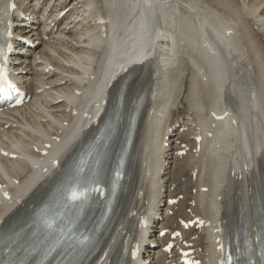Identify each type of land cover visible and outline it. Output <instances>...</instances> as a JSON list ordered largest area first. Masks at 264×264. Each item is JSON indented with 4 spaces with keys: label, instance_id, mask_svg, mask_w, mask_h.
<instances>
[{
    "label": "bare ground",
    "instance_id": "6f19581e",
    "mask_svg": "<svg viewBox=\"0 0 264 264\" xmlns=\"http://www.w3.org/2000/svg\"><path fill=\"white\" fill-rule=\"evenodd\" d=\"M52 1L34 0V10L43 8L34 17V10L28 12L17 0H0V59L26 92L21 107L0 111L3 238L35 217L132 73L105 160L107 173L115 168L141 95L144 110L129 157L130 183L99 264H116L130 237L124 264H223V238L237 256L245 228L255 264H262L256 220L259 213L264 218V0ZM155 3L164 12L157 16L149 50L120 59L126 43L140 33L134 27L144 9ZM45 37L48 44L39 47L42 42L36 40ZM24 38L37 45L31 50ZM215 58L221 60V81L215 79ZM182 119L183 137L193 140L190 157L176 171L173 165L182 159L172 165L168 158L169 151L178 157L182 148L171 147ZM232 126L243 128L238 143ZM176 174L186 184L190 180V198L200 209L194 239L184 225L171 240L165 224L158 231L165 235L155 234L159 216L171 219L175 209L172 196L165 197ZM166 240H176L175 248L166 249ZM143 251L151 253L144 263Z\"/></svg>",
    "mask_w": 264,
    "mask_h": 264
},
{
    "label": "rangeland",
    "instance_id": "374dc122",
    "mask_svg": "<svg viewBox=\"0 0 264 264\" xmlns=\"http://www.w3.org/2000/svg\"><path fill=\"white\" fill-rule=\"evenodd\" d=\"M54 1V0H53ZM53 1H52V3H53ZM17 5L19 4V5H23V7H24V9H26V8H30L29 10L30 11H28V12H32V10H34L33 9V6H32V4L34 3V0H17ZM39 9V10H38ZM38 9H36V10H34L33 12H34V14L32 13V15H34V17H39L40 16V14H42L41 12L43 11L42 9V7L41 8H38ZM55 9V8H54ZM37 13V14H36ZM48 15V16H47ZM45 17H44V22L46 21V22H48V17H49V15L50 14H47ZM36 20H38L37 18H36ZM35 20V21H36ZM65 19H63V21H64ZM37 25H39L38 24V22L36 23ZM62 24V23H61ZM40 26V25H39ZM41 26H42V24H41ZM61 26V25H60ZM71 31L73 32V34H79L78 33V28L77 27H74L73 29L71 28ZM32 39L34 38V37H31ZM47 38L48 37H45L44 39H38V40H36L37 42H42V44L39 46V47H41L42 45H45L46 43L48 44V41H49V39L47 40ZM29 40V42L31 41V44H32V40L31 39H28ZM50 44H52V43H50ZM34 46H36L37 45V43H35V44H33ZM34 46H30V49L32 50L33 48H34ZM29 48V47H28ZM28 55L30 56V52L28 53ZM30 76V75H29ZM30 79V78H29ZM165 87V86H164ZM166 89V88H165ZM164 89V90H165ZM180 110L182 109L181 107L179 108ZM184 109V108H183ZM158 123V122H157ZM183 124H184V119H182L179 123H177V126H180L179 128H178V130L176 131V133L178 132V134L180 133V134H182V135H180L179 134V137H178V134H176V135H174V136H171V139H176L175 140V142H173L172 143V145H171V147L173 148H175V149H172V150H179L181 147L183 148L184 146H188V145H186V143L187 144H189V148H187V147H184V148H186V149H184V150H182V148L179 150V152L180 153H185V154H178V157H174V156H176V153H174V154H172L173 153V151H169V153H170V158H168V160H170V159H173L174 160V162L172 163V165L173 164H175V162L177 161V159L178 160H180V159H182V160H180L179 162L177 161L176 162V164L175 165H173V168L176 170V171H178L179 170V166L181 165V164H183V163H185V158H187V157H190V156H188V154H189V152L191 151V149L190 148H192L191 147V145H190V143L192 142V140H193V137L192 136H184L183 137V135H184V133H186L187 132V129H186V126H184V127H182L183 126ZM153 129L155 130L154 132H156L157 131V128L159 127L158 126V124H157V126H156V124H154L153 125ZM184 130V131H183ZM153 131V130H152ZM180 131V132H179ZM183 132V133H182ZM156 135V134H155ZM179 138V139H178ZM155 139V138H154ZM189 140V141H188ZM172 141V140H171ZM177 143V144H176ZM176 146V147H175ZM188 150V151H187ZM187 152V153H186ZM172 154V155H171ZM180 155V156H179ZM176 160V161H175ZM186 169H187V167H186ZM185 169V170H186ZM179 176H181V174H176L175 175V177L176 178H174V181H173V183H174V185L172 186V188L170 189V188H168V190L166 191V193L168 194V196L167 197H165V198H168L169 196L171 197V205H170V208L171 207H175V209L173 210V212L171 213V214H169V215H171V219H166V215L164 216L163 214H161V216H163V217H161V216H159L160 218H158L160 221L158 222V224H157V227L158 228H156V236L158 235V231H159V229H160V227H161V225H163V224H165V226L167 227V228H169V227H171V228H169V230H168V232L172 235L174 232H176V231H181V232H178L177 233V235H180L181 233H182V229H180L181 228V226L183 227V225L185 226V229H186V231H188V236L190 237V238H192V239H194L195 238V235L197 234V232H198V228H199V225H198V221H199V219H201V216H200V209L198 208V207H196V205H195V203H194V200L192 199V198H190V197H192V195H193V190L191 189V187L189 186L190 185V180H189V182H188V184H186V182L184 183L183 181H185L186 180V178H180ZM186 176H189V177H191V174L189 173V171H187L186 172ZM187 190V191H186ZM192 190V191H191ZM169 191V192H168ZM170 191H171V193H170ZM170 194V195H169ZM190 194V195H189ZM189 195V196H188ZM187 197V198H186ZM164 198V199H165ZM174 198V199H173ZM172 199H173V203L174 204H172ZM185 201H184V200ZM187 201H188V203H187ZM183 202V203H182ZM192 203V204H191ZM182 205H184V206H182ZM191 205V206H190ZM189 206V209L187 208ZM166 207H167V205H165L164 206V209H163V212L165 211V209H166ZM183 207V208H182ZM190 207H191V209H190ZM196 208V210H193V209H195ZM184 208H185V210H184ZM173 209V208H172ZM171 209V210H172ZM180 209V210H179ZM186 211V212H185ZM195 211V212H194ZM175 212V213H174ZM199 212V213H198ZM185 213V214H184ZM190 213V214H189ZM198 213V214H197ZM174 215V216H173ZM189 215V216H188ZM193 215H195V216H193ZM185 216V217H184ZM190 217V218H189ZM192 217V218H191ZM165 218V219H164ZM174 218V219H173ZM187 218H188V220H187ZM182 219L183 220H187L185 223L182 221ZM189 219H191V221L189 220ZM195 219H197V221H195V223H194V225H192L191 223H189V221L190 222H192V220L194 221ZM172 220H173V223H172ZM178 221V222H177ZM180 221V222H179ZM182 221V222H181ZM176 222V223H175ZM188 222V223H187ZM178 224V225H177ZM196 225V226H195ZM197 226H198V228H197ZM175 227V228H174ZM177 227V228H176ZM179 227V228H178ZM192 227V228H191ZM171 229V230H170ZM174 229V230H173ZM172 231V232H171ZM194 231V232H193ZM163 233L164 232H162L161 234L163 235ZM169 234V236H170V238H169V240H171L172 239V237H171V235ZM155 236V238H157ZM174 237V236H173ZM171 242H174V247H172V246H169L168 245V241L166 240L165 242H163L162 244L163 245H165V243H166V245H168L169 247H172V249L173 248H175V246H176V240H174V241H171ZM155 245H156V243H155ZM183 244H181V246H182ZM168 246H167V248H168ZM157 247H158V244H157ZM159 248H161V246L159 247ZM188 252V251H187ZM187 252H186V254H187ZM151 253L150 252H147V251H145L143 254H142V257H141V259H143V263H144V261L146 260V257H148V255H150ZM153 255V254H152ZM188 255V254H187ZM177 258V257H176ZM167 259H169V257H167ZM167 259H166V261H167ZM177 260V259H176ZM169 263V262H168Z\"/></svg>",
    "mask_w": 264,
    "mask_h": 264
},
{
    "label": "snow or ice",
    "instance_id": "6c2138e0",
    "mask_svg": "<svg viewBox=\"0 0 264 264\" xmlns=\"http://www.w3.org/2000/svg\"><path fill=\"white\" fill-rule=\"evenodd\" d=\"M72 195H73V198H75L77 194L73 193ZM189 264H191V262H189ZM228 264H231V257L230 256L228 257Z\"/></svg>",
    "mask_w": 264,
    "mask_h": 264
}]
</instances>
